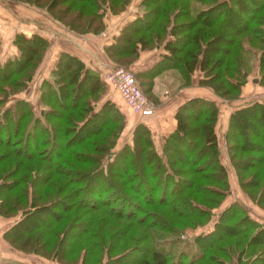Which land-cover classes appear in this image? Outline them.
I'll list each match as a JSON object with an SVG mask.
<instances>
[{"label": "trees", "instance_id": "trees-1", "mask_svg": "<svg viewBox=\"0 0 264 264\" xmlns=\"http://www.w3.org/2000/svg\"><path fill=\"white\" fill-rule=\"evenodd\" d=\"M47 1L49 2L40 4L36 3V0H30L32 4L43 5L52 18L63 26L77 33H85L96 32L102 28L101 2L107 1L108 8L113 11L114 1L120 9L127 0H68L69 4H65L61 11L74 7L69 17H64L65 13L56 12L59 1ZM86 1L90 4V10H86L81 3L74 4ZM172 1L139 0L141 14L125 24L114 41L105 47L109 56L122 65L133 57L136 43L144 47L146 43L157 42L163 38L161 34L165 32L171 38H166L163 43L167 53L162 55L158 65L173 64L186 78L197 66L201 72L198 82L209 85L215 94L222 96L224 92L233 94L237 89L235 80L241 79L245 74L244 70H241V59L242 54L248 50L242 44L245 41L242 42L236 35L247 32L251 37H245L246 43L249 44L252 40L257 43L256 47L260 50L259 81L264 84V0H181V8L175 10ZM156 2L159 3L155 4ZM162 2L166 4L163 6ZM176 15L178 19L174 20ZM231 16L240 19L232 27L228 24ZM228 33L233 36L227 37ZM11 41L16 46L17 54L0 62V144L11 148L10 150L18 157L14 164L18 167L5 171L1 169L0 175V215L15 216L14 221L1 234L7 245L21 250L26 244H30L33 252L46 253L45 249L53 239V237L47 239L43 234L52 226L49 219L63 220L59 231L54 228L51 230L52 234L55 233L56 241L48 251L51 258L60 260L63 257L60 250L66 239L65 232L75 226L78 235L86 233L90 230L87 222L101 218L94 217V213H89L84 218L78 210L82 209L81 212L84 214L85 211H95L101 205L107 204L111 196L118 201H125L129 207L113 209L107 206L106 210L114 217L130 218L136 222L142 221L139 219L141 216L136 217L140 205H148L155 201L165 205L167 210L181 219L178 225H172L168 220L165 221L160 213L155 212L158 217L151 218L149 226L153 228L155 226V231L172 235L178 234L177 230H183L189 224V226L198 224L197 219L206 218L205 210L219 203L221 195L227 188V171L218 158L213 131L216 107L212 101L201 96L184 100L175 112V127L164 138L159 151L153 146L146 126L136 122L131 128L132 142L126 143L119 150L121 153L119 159L123 157L121 164L105 165L107 168L105 171L104 165H100L97 159L93 166L84 167L78 164H83L84 160L75 156L77 151L68 149L69 144L95 134L97 135L94 139L104 144L107 136L115 139L122 127L121 115L109 99H103L96 105L105 88L104 83L97 72L87 68L79 57L61 51L50 70L51 80L46 78L40 80L37 97L43 106L38 115L33 113L28 101L21 97L13 99L10 105H5L6 97L14 91H20L31 78L47 44L46 39L35 32L25 35L16 31ZM133 78L140 87L134 75ZM221 82L226 84L227 88H222ZM140 89L142 90L141 87ZM142 92L144 93L143 90ZM261 117L264 118V100H252L237 106L230 111L224 132L227 155L235 170L237 183L249 198L260 205L264 203V177L255 171L256 178H242L237 169H244L245 165L253 163L249 160L234 163L231 160V151L242 148V144L246 145L244 147L261 148L262 142L252 140L264 138V129L260 133L251 126L255 122H263ZM114 118L118 119L119 123L117 126L114 124L111 129L107 124L115 122ZM190 120H193L192 123ZM61 121H64V124ZM244 127L246 133L241 131ZM47 130L50 134L52 132L56 139L66 133L68 136L61 142L50 141L45 134ZM142 133L145 134L144 139ZM96 140H87L85 143L96 144ZM39 145L47 146L40 151ZM65 149L66 154L57 158ZM9 155L7 153L5 157ZM5 157L0 156V159ZM176 162L190 163L185 170L196 172L201 179L206 178L214 184L205 182L196 185L193 177L183 175L184 168L176 167ZM211 164L213 167L210 172L201 174L205 167ZM11 171H13L11 174L15 172L16 178L4 183L2 178ZM54 173L57 178L51 179ZM91 179L98 182L96 185L98 195L102 194V190L106 193L113 191L110 197H100L98 199L101 202L98 203L89 201L85 192L92 183ZM166 180L171 181L173 186L166 188ZM141 181H145V189L140 188ZM250 186L257 187L255 192L247 190L251 188ZM9 187L13 190L11 196L6 192ZM169 188V196L174 197L169 201L161 196L154 200L155 198L146 195L157 190L164 194ZM64 191L66 192L63 197H67L68 200L74 199L75 203L71 205L65 203L59 207L53 203L50 206L57 207L60 212L62 208L67 207L65 215L63 212V214L51 212L48 205L36 202L42 198L48 201L52 194L57 197L58 192ZM143 193L145 194L142 198H139V194ZM196 194L202 195L198 197ZM53 200L55 198L48 204ZM67 205L73 209L70 211ZM244 207L235 201L216 212L214 223L207 227L206 232L193 236L191 244L198 251L193 257L187 258L188 260L183 251H178L177 256L172 259L169 253L171 248H164V245L173 242L174 238L168 241V238L154 234L153 230H145L146 232L140 236L133 235L138 236V240L128 245V249L141 251L140 256L127 261L124 260V256L129 252L111 254L106 247L104 250L106 261L103 264H264V226L250 218ZM146 212L144 210L143 214ZM43 214L48 215L49 219L45 216L37 223L24 227L23 222L30 216ZM107 218L109 219V216ZM35 228L37 230L32 234L31 231ZM97 231L98 228L95 232ZM133 236L131 233L126 241H132ZM86 241L84 240V243ZM141 241L145 242L141 244ZM77 244L79 245L77 240L68 241L69 247L65 251L70 250L72 246L76 247ZM85 248L88 250L89 247L85 246L82 249L86 250ZM100 251L101 249H97L98 255L93 256L91 261H99L102 258ZM204 259L206 263L202 261ZM1 264L25 263L4 260Z\"/></svg>", "mask_w": 264, "mask_h": 264}, {"label": "rangeland", "instance_id": "rangeland-1", "mask_svg": "<svg viewBox=\"0 0 264 264\" xmlns=\"http://www.w3.org/2000/svg\"><path fill=\"white\" fill-rule=\"evenodd\" d=\"M22 2H25L24 4H28L33 6L31 8H36L37 11H39L41 13V29L46 31L49 34L56 32L59 33L61 35V37L59 36V38L62 39V42L64 43L67 39L69 38H73V36L68 33L67 30H65L60 22L54 18H52V16L49 14V12L46 10V8L43 5H36V4H32V2H30V0H20ZM59 1V3H57V10L59 14L60 13H65L64 17H69V13L71 14L72 10L74 7H70L68 10H65L64 12L61 11L63 6H66L65 4H69L68 0H57ZM49 1L47 0H36V3H40V4H44V3H48ZM128 2V0L126 1ZM125 2V3H126ZM83 4L86 10H90V4L86 1V2H75V5H79V4ZM124 3V4H125ZM159 2H156L155 4H158ZM173 5L172 7L175 9L181 8V0H173L172 1ZM161 4H163V6L166 4L164 2H162ZM35 5V6H34ZM108 3L107 1H103L100 3V10H101V15L102 12L107 8H108ZM112 7L113 12L118 10L117 7V2L114 1L112 3ZM55 8L53 9L54 12ZM111 10V9H109ZM174 20L178 19V15H176V17L174 16ZM187 18V17H185ZM182 19V18H179ZM237 17H229V21L228 24L230 25V27L235 26L237 24V22L240 19H237ZM160 20V18H159ZM236 20V21H233ZM59 22V23H58ZM60 24V25H59ZM66 27V26H65ZM229 27V26H228ZM67 28V27H66ZM264 28V27H263ZM46 29V30H45ZM71 30V29H69ZM72 32H75L73 30H71ZM189 32V30H188ZM77 33V32H75ZM165 33V32H164ZM164 33H162V37L164 36ZM160 35V36H161ZM233 36V34L228 33L226 34V36ZM71 36V37H70ZM251 37L250 33L247 32H242L239 33L238 35H236V38L240 39L242 42L243 40L245 41V43L243 42V46H245L248 50L247 52L242 54V67L241 70H244L245 74L241 79H237L235 80V83L237 85V89L234 91L233 94H229L230 92L227 93H222V96H219V98L216 99V102L218 103V105L223 104H233L237 106L240 105H244L252 100H264V84H262L259 80L261 79V70H258V54H259V49L256 47L258 46L257 43L252 42V40H250L251 42L246 43L245 37ZM3 41V43L5 44L4 46L1 45L0 46V54L3 55V53H7L9 52V49L11 47V45L6 44V38L4 36L0 37ZM234 38V37H232ZM162 40V38L160 39ZM158 40V41H160ZM156 41H153V43ZM152 44L151 43H146L144 46H148ZM14 45V44H13ZM260 45V44H259ZM15 46V45H14ZM16 47V46H15ZM17 54L16 53L13 55L15 56ZM12 55H5L6 59L7 57H10ZM3 59V60H4ZM3 60L0 59V62H2ZM131 71V70H130ZM39 73L38 71H36V73H34V75L31 76L30 81L27 80L24 87L18 92L14 91L12 92L10 95H8L5 99V105H10L13 102V99L15 98H19V96H24L26 97L28 104L30 106V108L32 109L33 113L38 115L39 114V110L41 108V106H43L41 104V102L38 101V97H36V92L38 93V88H39V83H40V79H39ZM48 79V78H47ZM50 80V77H49ZM107 85L109 87H111L113 90H115L108 82H106ZM221 87L222 88H227L226 84H224L223 82H221ZM105 90V88H104ZM104 90L102 91V96H100L97 99V103L96 105H98L102 100H103V93ZM233 96V97H229V96ZM235 95V96H234ZM228 96V97H227ZM106 99V98H104ZM109 99V101H111L113 103V105L115 106V108L117 109V111L119 112L118 114H120V123L122 125L121 130L119 132V134L115 137V139H112V137L107 136L108 133L106 134V139L104 140V144L101 143V141H97L96 139V135H91L88 136L82 140H78L76 143H72L69 144L68 149L71 151H77L75 152V156L80 159V160H84V163H78L81 166L84 167H91L93 166V162L98 159L100 165H104V170L107 171V168H105V165L108 166V164L111 165H119L123 162V157L122 159L120 157V152L119 150L122 149L124 147V145L126 143L132 142V135H131V129L127 127L128 125V117L125 113L124 110H120L117 102L112 99V97L107 98ZM75 117V116H74ZM113 118V116H110ZM77 118V117H76ZM115 119V118H114ZM44 120V119H43ZM115 122H109L107 124V127L113 129V125L115 124L116 126L118 125L119 121L118 119H115ZM261 120H264V118L261 117ZM193 120H190L189 122L192 123ZM64 124V121H61ZM264 121L260 122V123H253L251 124L252 128L256 131H260V133L262 132V129H264ZM92 125V124H91ZM250 128V127H249ZM244 133H246L244 128H241ZM143 132V131H142ZM45 134L48 137V140H54L55 142H61L65 140V138L68 136V134H64L61 138H54L52 135V132L50 134V131H46ZM99 134V133H98ZM3 135V134H2ZM114 137V136H113ZM142 138H145V134L142 133ZM87 140H96V144H87L85 143ZM71 141H76L75 139H71ZM252 141L254 142H262L261 143V148H255V147H244L246 145L242 144V148H236L235 150L231 151V160L235 163V162H247V160H249L250 162H252L253 164H248L244 166V169H237V172L240 176H242V178H250V177H255L256 178V172H259L261 177H264L262 175H264V138L262 137V139H253ZM49 142V141H48ZM81 143V144H80ZM245 143V142H244ZM248 143L250 144V142L248 141ZM29 145V144H27ZM12 146H18V145H12ZM47 145H39V149L40 151L44 150V148ZM19 148H23V146H18ZM224 150L221 152L222 154H220V156L218 155L219 160L225 165L226 167V171H227V188L226 190L223 192V195H221L219 203L215 206L210 207V209L205 210V215L206 218H202V219H197L195 218V220L197 219V223L194 226H189L183 230H177L178 234L176 235H172L169 233H163L160 231H155V226L150 227L149 224L152 222H150L149 220H151V218L154 217V219H156V217H158V215H156V213H160L161 217L165 220V221H169L171 222L172 225H178L179 221L181 220L177 215H175L173 212H171L170 210L166 209V206L164 205H160L159 203L152 202L151 204L145 205L142 204L139 205L141 207H139L140 209L137 211L136 213V217H140L139 219L142 220L140 222H136L135 220L132 219H126V218H119V217H114L112 216L107 210V206H111V208L113 209H122L123 206H128V204L125 201H118L115 199V197H110V193L113 191H109L108 193H106L105 190H102V194L98 195L97 193V180L96 179H91L92 183L89 186V188H86V192L87 193V198L89 201L94 202V203H98V201L101 202V200H99L98 198L100 197H110L109 202L105 205H101V207H99V209L95 210V211H85V214L81 212L82 209H79L78 212L83 215L84 218H86L85 216H87L89 213H94V217L98 218L97 220L91 221L89 220V222H87L88 228L90 226V230L87 231L86 233H82L80 235H78V231H77V227H72L70 230H68L66 233V241H63L62 244V248H61V252L63 253V257L60 258V260L56 259V258H51L50 257V253H48V251H50V248L53 246V242H55L56 240L54 239V234L51 233V230L54 228L56 231H59L62 226L61 223L63 222V220H54L53 219H49L48 215L43 214V216L40 215H32L30 216L27 220H25L23 222L24 227L26 226H30L31 224H35L37 223L40 219H43L45 216L46 218L49 219V221H51L52 226L50 227V229L46 230L43 234L47 237V239H51L53 237V239H51L52 241L50 242V244L48 245L47 249H45L46 253H39V252H33V250H31L30 248V244H26L24 246V249H16L11 247L10 245H7V247H9V249L12 251V254L10 255L9 258H7L6 260H18L21 261L25 264H98V262L100 261V264H103L106 260L104 257L105 253L104 250L107 247V250L109 253H117V254H122L124 252H129L124 256V260L127 261H132V259L137 258L138 256L141 255V251H137L134 250L133 248L128 249V245H132L133 242H135L136 240H138V236L134 237L133 235H141V233L146 232L145 230H153L154 234H159L161 235V238H165V239H169L168 241L171 240V238H174L173 242L170 243H166L164 245V248H168L169 253L172 255V259L175 258L177 256V252L178 251H183V253L187 256L185 257L190 258L193 257V255L196 254V252L198 251L196 249V247L194 248V245L191 244V240L193 238L194 235H197L199 233H204L206 232L207 227L212 223H214V218L216 212H218L222 207H225L226 205H228L229 203L235 202L236 203H241V205L243 204L245 207V210L247 211V215L250 216V218H252L253 220L259 221L260 224L264 223V208L261 206H264V203L258 204L256 203L253 199L249 198L246 193L243 191L242 188L239 187L238 183H237V179H236V174H235V170L234 168L231 166L230 162H229V158L227 155V149H226V144L224 141ZM14 148V147H13ZM11 149V148H10ZM10 149H8V147L6 146H2L0 144V156H4L9 153L10 155L8 157H5L4 159H0V175L2 173L1 169H4V171L8 168H12L15 167L17 168L18 165H14L16 162V159L18 158L15 154L13 153ZM26 150L28 151L29 149L26 148ZM46 150V149H45ZM67 149H65L64 151H62L60 153V155L57 158H60V156H64L66 154ZM218 151H219V146H218ZM45 152V151H44ZM43 152V153H44ZM126 152V151H125ZM229 152V151H228ZM225 154V155H224ZM15 155V156H14ZM73 157V156H71ZM128 157V155H127ZM20 159H22V157L20 156ZM36 159V158H35ZM106 162H110V163H106ZM97 163V162H96ZM95 163V164H96ZM43 164V163H41ZM176 167H182L184 168L183 170L185 171V173L183 175L186 176H191V178L193 177V180L195 182V184H204L205 182H207V184H214L213 182H211L210 180H206L205 179H201L198 175V173L196 172H192L191 170H185L186 167H189V164H180V162H176ZM99 165V166H100ZM239 165V164H238ZM213 165L211 164L208 167H205V169L202 171L203 173L201 174H205V172H210L209 170L212 169ZM21 170V168H20ZM49 170V169H48ZM208 170V171H205ZM13 171L9 172L8 175H4V177L2 178V181H4V183H7L5 181H10L13 180L14 178H16L15 172L13 174H11ZM46 172V171H45ZM17 173H19L17 171ZM61 177V175H59ZM57 178V175L52 174L51 175V179H55ZM258 178V177H257ZM64 181H66L65 179H63ZM95 180V181H94ZM258 180V179H257ZM260 181V179L258 180ZM145 181H141L139 182L140 188L145 189ZM181 185V184H180ZM44 185H42V187H44ZM165 186L167 187H172L173 185L171 184V181H167L165 182ZM248 188V191H253L255 192V188L257 187H252ZM254 188V189H253ZM68 190V189H66ZM168 190L164 193L161 194L160 190H157L155 192H151L149 194L146 195H150L151 197L155 198L154 200H158V198L161 196V198H167V201L173 199L174 197H170L168 194ZM12 189H9L6 191L8 192V194L11 196L12 193ZM64 192H58L56 194L57 197H55L54 194H52L50 196V198L48 199V201L44 198H42L40 201H36L37 203L39 202V204L44 203L46 205H48V210H50L51 212H55V213H62L63 215H65L67 213L66 208H62V212L59 211V209L57 207H53L50 206L54 203V205L56 206H62L65 203H70L69 205L75 203L72 200H68L67 197H63ZM69 192V190L67 191ZM73 194L75 192H72ZM143 194H139V198H142ZM195 194H192V196ZM202 195V194H201ZM200 194H196V196L200 197ZM54 199L53 202H50L48 204V202L51 199ZM136 198V197H135ZM115 199V201H113ZM69 209L71 211L72 206H69ZM129 207V206H128ZM61 208V207H60ZM125 208V207H123ZM103 210V211H102ZM146 210L147 212L145 214H143V211ZM152 210V211H151ZM154 211V212H153ZM156 212V213H155ZM207 213V214H206ZM56 216V215H54ZM109 216V219L107 218ZM18 218V216L16 217ZM142 218V219H141ZM89 223V224H88ZM91 223V224H90ZM50 224V225H51ZM60 226V227H58ZM203 227V228H202ZM98 228V231L95 232V230ZM35 230H37L36 228L33 229L31 231V233L33 234L35 232ZM106 230V231H104ZM133 236V240L132 241H126L127 236L131 235ZM23 235V234H22ZM232 236V235H231ZM176 238V239H175ZM77 240L79 245L77 244L76 247L72 246V248L68 251H65L66 249H68L69 246H67V242L68 241H72V240ZM233 239V238H230ZM84 240H87L86 243H84ZM82 241V242H81ZM6 242V241H5ZM90 242V243H89ZM145 241H141V244L144 243ZM85 246H88V250H84L82 248H84ZM151 246V243H149L148 247ZM82 247V248H81ZM97 249H101L100 251V255L102 256V258H100L99 261H91V259L93 258V256L98 255L97 253ZM123 249V250H122ZM167 249V250H168ZM84 250V251H83ZM90 250V251H89ZM188 260V259H187ZM233 260V259H231ZM204 263H206L207 261L202 260ZM3 261L0 262V264ZM184 264V263H182Z\"/></svg>", "mask_w": 264, "mask_h": 264}, {"label": "crops", "instance_id": "crops-1", "mask_svg": "<svg viewBox=\"0 0 264 264\" xmlns=\"http://www.w3.org/2000/svg\"><path fill=\"white\" fill-rule=\"evenodd\" d=\"M24 3L20 0H0V37L4 36L7 40L6 44L11 45L9 52L3 53V55L0 54L1 60L5 58L6 54L14 55L16 53L17 49L11 41L12 35L16 31H20L25 35L35 32L46 39L47 44L32 74L34 75L36 71L41 73L39 74L40 80L42 78L49 79V77L51 80L50 70L54 66L59 52L64 51L76 55L87 68L97 72L104 83L105 90L102 98L112 97L117 102L119 109L125 111L128 117V128L131 129L136 122L144 124L153 146L158 151L164 138L175 127L174 115L177 107L184 100L194 96L207 98L216 107L213 131L217 151L219 146L218 155L222 154L228 116L236 105L233 106V104L227 103L218 105L216 99L219 96L213 92L209 85L198 82L201 72L197 66L186 78L173 64L158 65L162 55L167 53L163 43L166 38H171L169 34L165 33L162 40L152 42L148 46L140 47L136 43L133 57L122 64L131 70L145 96L152 101L154 107L149 114H137L130 111L118 93L109 87L104 80L103 73L107 69L115 64H121L115 58L109 56L105 47L114 41V38L125 24L141 14L139 0H128L123 7L114 12L106 8L101 15L102 28L96 32L75 33L60 23L73 36L64 43L59 38V36L61 37L59 33L53 32L48 35L46 31L42 30L40 24L41 13L35 7L31 8L33 6L29 4L27 6ZM1 45L4 46L5 44L0 38ZM157 66L159 67L157 68ZM37 96L38 93L36 92ZM100 96H102V93ZM20 97L26 99L24 96ZM14 219L15 216L4 217L0 215V262L6 260L12 254L1 234ZM261 225L264 226V223Z\"/></svg>", "mask_w": 264, "mask_h": 264}, {"label": "built area", "instance_id": "built-area-1", "mask_svg": "<svg viewBox=\"0 0 264 264\" xmlns=\"http://www.w3.org/2000/svg\"><path fill=\"white\" fill-rule=\"evenodd\" d=\"M103 78L118 93L128 109L137 114H149L153 103L135 82L131 71L123 65L111 66L103 73Z\"/></svg>", "mask_w": 264, "mask_h": 264}]
</instances>
